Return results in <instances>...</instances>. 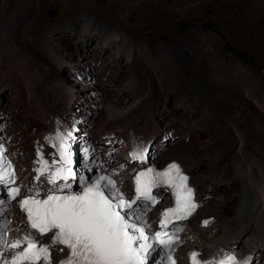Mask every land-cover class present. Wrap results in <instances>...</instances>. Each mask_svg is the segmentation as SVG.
I'll use <instances>...</instances> for the list:
<instances>
[{"label":"bare ground","instance_id":"bare-ground-1","mask_svg":"<svg viewBox=\"0 0 264 264\" xmlns=\"http://www.w3.org/2000/svg\"><path fill=\"white\" fill-rule=\"evenodd\" d=\"M25 1L21 5V0H4L5 5H0V97L5 88L14 87L21 106L28 111V116L35 117L38 126V129L16 135L6 125V120H10L13 113L7 115L0 109V138L4 137L0 142L7 146L8 153L17 164L18 183L23 193H47L54 187L47 179V172L37 182L34 177L37 169L43 166V161H47L49 165L48 172L54 170V161L57 162L55 167L61 166L59 151L53 145L59 142L58 136L68 137L69 133L72 141L91 143L93 147L92 160L86 163L80 160L76 165L78 170L71 185L76 183L82 186L80 179L86 180L93 169L100 167L96 164L100 162L108 173L118 177L120 185L128 191L130 185L127 174L135 168L145 166L148 156H156L163 163L178 160L190 174L192 183L194 180L196 190L202 191V199L199 198L200 211L195 219L175 226L181 236V248L185 251L191 247L199 248L207 262L233 252L236 254L237 264H264V95L251 97L253 101L252 104L247 103L250 109L249 120L246 122H241L237 113L232 110L213 119L206 130L207 137L195 147L190 134L183 133V139H179L182 134L179 129L181 123L177 125V111L168 115V125L172 127L173 135L157 127L165 105L178 86L176 59L168 52L155 56L161 48L160 44L153 45V48L144 45L140 51L122 32L114 34L110 30L103 34L104 44L108 45L116 40L118 54L123 53L131 60L138 56L137 59L143 63L142 74H134L125 87L128 95L114 84H105L109 79L101 76L97 68L90 65L91 62L84 63L75 53L62 56H55L53 53L51 58L58 65L84 69L80 82L95 80L96 83L89 84L91 89L85 94L81 95L79 89L74 88L69 89V92H74L76 97L70 96L71 94L61 97L57 93L55 79L45 78L44 81V76L39 78L41 63L35 56L32 61L28 60L31 63L24 65V70L21 71V58L25 53L22 52L17 29L24 24L21 18L27 13L26 7L31 0ZM150 6L155 11H163L165 8L160 2L152 1L144 3L140 8L144 10ZM178 9L182 11L181 8ZM88 30L89 22H84L80 38L85 40L84 34ZM117 34L119 36L115 37ZM202 38L207 45L211 44L209 39ZM82 43L80 50L84 51L86 48ZM182 44L184 49L198 54V48L193 47L194 45L185 42ZM137 59L133 62L139 68ZM238 63L231 74L237 91L242 92L241 95H245L247 91L254 92L258 88L257 81ZM207 86L210 93H213L214 86L210 82ZM93 88L96 90H92ZM185 95L182 94V100ZM86 101L99 102L95 113L90 115L91 118L81 109V103ZM235 105L243 107L244 103L234 100L233 106ZM203 106V116L193 126L211 117V107ZM127 126H131L130 131ZM94 132L98 135L93 140ZM102 132L108 135L107 139H98ZM168 133L172 136L170 139L167 138ZM123 137L127 138L128 143H123ZM139 153L145 156L143 163L134 158V154ZM206 164L211 167L204 172ZM58 183L63 186L62 181ZM219 185L220 188L217 187ZM221 185L223 190H219ZM230 196L234 199L233 213L225 217L223 209L229 204ZM170 198L171 191L158 196L161 202ZM146 210L151 209L148 207ZM210 217H214L216 221L211 226L204 227L202 222ZM17 228L28 233L22 220L12 224V231Z\"/></svg>","mask_w":264,"mask_h":264},{"label":"rangeland","instance_id":"rangeland-1","mask_svg":"<svg viewBox=\"0 0 264 264\" xmlns=\"http://www.w3.org/2000/svg\"><path fill=\"white\" fill-rule=\"evenodd\" d=\"M3 1L0 0V5L4 4ZM149 1L160 2L165 5L164 10L155 11L151 6L142 10L140 6ZM21 2L22 5L26 1ZM26 10L27 13L21 18L24 24L17 29L22 52L26 55L21 58V69L29 65L35 56L41 63L39 78L44 76V81L45 78L55 79L57 93L61 97L70 94L76 97L74 92H69L74 88L79 89L81 95L85 94L91 89L88 85L95 83V80L80 82L84 69L58 65L51 58L53 53L55 56L75 53L76 57H80L84 63L91 62L90 65H94L101 76L109 79L105 84H114L128 95L125 87L134 74H142L143 63L137 59L138 56L131 60L123 53L118 54L116 40L104 44L103 34L110 30L114 34L122 32L140 51L144 45L153 48V45L160 44L161 48L155 56L168 52L176 59L179 82L165 105L157 127L173 135L172 127L168 125V115L177 111V125L181 123L179 129L182 134L179 139H183V133L190 134L195 147L207 137L206 130L213 119L232 110L241 122H246L250 109L247 103L252 104L253 101L251 97L264 95V0H31ZM84 22H89L85 40L80 38ZM202 36L209 39L211 44L207 45ZM184 42L198 48V54L184 49ZM80 43L85 45L84 51L80 50ZM135 59L139 68L133 62ZM238 62L257 81L258 88L254 92L247 91L241 95L242 92L237 91L231 74ZM209 82L214 86L213 93L207 86ZM182 94H186L184 100ZM234 100L244 103L243 107L233 106ZM203 105L211 107V117L193 126L203 116ZM98 106L99 102L81 103V109L90 118ZM0 109L4 114H14H11L13 117L10 120H6L7 127L14 134L21 135L27 130L38 129L35 117L28 116V111L21 106L14 87L9 86L3 91ZM127 129L130 131L131 126H127ZM170 134L168 139L172 137ZM97 135L94 132L93 140ZM102 138L107 139L108 135L102 132L98 139ZM123 138V143H128L127 138ZM155 157L148 156V161ZM209 167L210 164L204 165L203 171H208ZM217 187L220 188V185ZM197 195L201 198L202 191H197ZM229 198V204L223 209L225 217L233 213L234 199L233 196Z\"/></svg>","mask_w":264,"mask_h":264},{"label":"snow or ice","instance_id":"snow-or-ice-1","mask_svg":"<svg viewBox=\"0 0 264 264\" xmlns=\"http://www.w3.org/2000/svg\"><path fill=\"white\" fill-rule=\"evenodd\" d=\"M71 134H68L70 138ZM60 167L48 172L49 165L43 161V166L37 169L40 176L47 172L48 181L54 186L46 198H37V193H26L19 200L21 210L26 213L30 227L41 236L51 233V244H40L32 234L16 240L11 245L13 254L10 259L2 260V264H53L52 252L56 248L59 252L67 253L56 261V264H146V256L152 244L150 236L146 234L145 226H140L143 213L140 204L148 202L152 205L158 203L153 189L168 187L175 190V206L162 213L163 219L159 222L162 228L173 219H186L196 209L193 202L192 189L187 186V177L181 175L179 166L169 164L166 169L158 171L149 166L134 175L135 188L129 198L117 187L112 176H99L94 181L80 179L83 187L79 191L68 194L63 193L71 185L61 186L58 181H67L70 177L75 179L70 164L67 140L65 136H58ZM56 147L57 145H53ZM88 150L84 149L87 154ZM134 158L143 163V153L134 154ZM15 183V171L11 162L3 157L0 151V186ZM11 199L20 196L19 187L7 189ZM4 201L0 200V205ZM207 223V221H205ZM7 225L0 226V246L7 247L5 230ZM167 237V238H165ZM156 243L169 247L174 241L166 232H156L151 237ZM192 264H201L198 253L191 254ZM170 264L176 261L168 255ZM208 264H217L209 261ZM218 264H237L236 257L227 255Z\"/></svg>","mask_w":264,"mask_h":264},{"label":"water","instance_id":"water-1","mask_svg":"<svg viewBox=\"0 0 264 264\" xmlns=\"http://www.w3.org/2000/svg\"><path fill=\"white\" fill-rule=\"evenodd\" d=\"M262 72H263V74H264V69H262Z\"/></svg>","mask_w":264,"mask_h":264}]
</instances>
